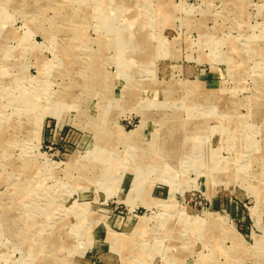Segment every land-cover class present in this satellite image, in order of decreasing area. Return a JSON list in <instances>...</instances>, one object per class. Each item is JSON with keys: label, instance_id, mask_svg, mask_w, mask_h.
Here are the masks:
<instances>
[{"label": "rangeland", "instance_id": "374dc122", "mask_svg": "<svg viewBox=\"0 0 264 264\" xmlns=\"http://www.w3.org/2000/svg\"><path fill=\"white\" fill-rule=\"evenodd\" d=\"M0 264H264V0H0Z\"/></svg>", "mask_w": 264, "mask_h": 264}, {"label": "bare ground", "instance_id": "6f19581e", "mask_svg": "<svg viewBox=\"0 0 264 264\" xmlns=\"http://www.w3.org/2000/svg\"><path fill=\"white\" fill-rule=\"evenodd\" d=\"M106 16H107V15H106ZM226 112H227V111H226ZM3 127H4V126H3ZM177 127H178V126H177ZM223 127H224V126H223ZM185 128H186V127H185ZM185 128H184V129H185ZM193 129H194V128H193ZM193 129H192V130H193ZM224 129H225V128H224ZM4 130H5V129H4ZM133 130H134V129H133ZM186 130H187V129H186ZM189 130H190V129H189ZM5 131H6V130H5ZM132 132H133V131H132ZM180 132H181V131H180ZM174 133H176V132H174ZM174 135H175V134H174ZM155 138H156V137H155ZM165 146H166V145H165ZM142 160H143V159H142ZM144 162H145V161H144ZM98 163H100V162H98ZM217 165H218V164H217ZM219 165H220V164H219ZM225 165H226V164H225ZM220 166H221V165H220ZM238 169H239V168H238ZM140 175H141V174H140ZM233 175H234V174H233ZM233 175H232V176H233ZM118 239H120V238H118ZM120 240H121V239H120ZM118 245H119V244H118Z\"/></svg>", "mask_w": 264, "mask_h": 264}]
</instances>
